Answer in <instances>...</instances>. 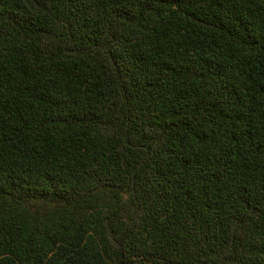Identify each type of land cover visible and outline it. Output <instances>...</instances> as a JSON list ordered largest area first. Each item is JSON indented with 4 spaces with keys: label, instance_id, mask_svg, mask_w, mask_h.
Wrapping results in <instances>:
<instances>
[{
    "label": "trees",
    "instance_id": "1",
    "mask_svg": "<svg viewBox=\"0 0 264 264\" xmlns=\"http://www.w3.org/2000/svg\"><path fill=\"white\" fill-rule=\"evenodd\" d=\"M0 264H264V0H0Z\"/></svg>",
    "mask_w": 264,
    "mask_h": 264
}]
</instances>
